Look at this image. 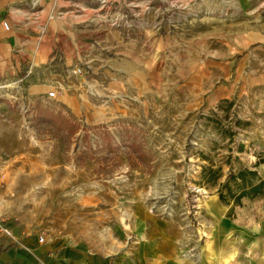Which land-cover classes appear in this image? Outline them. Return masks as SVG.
Instances as JSON below:
<instances>
[{
  "label": "rangeland",
  "instance_id": "1",
  "mask_svg": "<svg viewBox=\"0 0 264 264\" xmlns=\"http://www.w3.org/2000/svg\"><path fill=\"white\" fill-rule=\"evenodd\" d=\"M110 10L108 38L83 41L95 52L61 63L43 99L0 98V213L13 237L0 246L55 241L48 253L79 264H134L159 243L165 264H212L229 239L240 264H264V193L218 197L229 170L264 179V0Z\"/></svg>",
  "mask_w": 264,
  "mask_h": 264
},
{
  "label": "crops",
  "instance_id": "2",
  "mask_svg": "<svg viewBox=\"0 0 264 264\" xmlns=\"http://www.w3.org/2000/svg\"><path fill=\"white\" fill-rule=\"evenodd\" d=\"M128 2L129 0H0V98L14 93L12 99H22V93L17 95L10 89L14 81L29 70L23 85L25 97L31 101L43 99L47 88L58 80L56 75L59 74L61 63L71 64L83 59L80 52L82 46L90 49V52L94 51L92 43L84 44L83 41L95 35L108 38L112 26L111 6L125 5ZM3 22L7 23V28L3 26ZM21 243L27 249L19 245L16 247L12 243V247L0 251V262L36 264L42 259L47 264H79V260L72 258L70 250L66 249L59 254L48 253L51 247L62 246L59 242L54 241V244L37 248L30 241ZM158 244H150V248L145 249L147 254L142 249V254L137 255L141 260L134 264H165L164 260L156 256L160 250H153L154 247H159ZM216 244L214 258L210 260L212 264H240V255L233 249L234 240L220 239ZM246 248L249 254L242 256V262L246 263L248 256L255 261L254 239Z\"/></svg>",
  "mask_w": 264,
  "mask_h": 264
},
{
  "label": "trees",
  "instance_id": "3",
  "mask_svg": "<svg viewBox=\"0 0 264 264\" xmlns=\"http://www.w3.org/2000/svg\"><path fill=\"white\" fill-rule=\"evenodd\" d=\"M24 73L25 72L22 73V76ZM35 115L39 116L40 119L49 120L60 116L56 113L45 110L36 111ZM242 147L243 146L240 145L239 149L241 150ZM214 172V170H210L211 174ZM216 178L217 174H213L210 180H215ZM263 193L264 179L260 176L259 172L254 168L240 167L236 171L229 170L227 181L222 184L218 190V197L221 201L239 205L241 204L243 198H254V196L261 195ZM9 247H12V244H8L4 247L0 246V251H5Z\"/></svg>",
  "mask_w": 264,
  "mask_h": 264
},
{
  "label": "built area",
  "instance_id": "4",
  "mask_svg": "<svg viewBox=\"0 0 264 264\" xmlns=\"http://www.w3.org/2000/svg\"><path fill=\"white\" fill-rule=\"evenodd\" d=\"M3 26L5 28L8 27L7 23L3 22ZM29 74V70H26L24 75L21 76V77H18L15 81H14V85L12 86V88L10 90H14L15 91V94L17 95H20V93L23 94L24 92V80L25 78L27 77V75ZM2 87H7L6 85H2ZM11 92V91H10ZM54 95V92L53 91H50L47 93V97H52ZM9 97H14V93H10L8 95ZM3 218L1 217V213H0V234L2 235H7L8 237H12V234H11V230L10 228H8L5 224H3ZM44 239V237L42 235H40L38 237V242H42ZM19 246H21L22 248L24 249H27V247L25 245H23L21 242L18 243ZM36 264H47L45 261H41V260H38Z\"/></svg>",
  "mask_w": 264,
  "mask_h": 264
}]
</instances>
